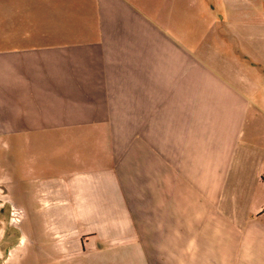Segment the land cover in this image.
I'll list each match as a JSON object with an SVG mask.
<instances>
[{
	"label": "crops",
	"instance_id": "1",
	"mask_svg": "<svg viewBox=\"0 0 264 264\" xmlns=\"http://www.w3.org/2000/svg\"><path fill=\"white\" fill-rule=\"evenodd\" d=\"M263 57L264 0H0L13 209L80 264H264Z\"/></svg>",
	"mask_w": 264,
	"mask_h": 264
},
{
	"label": "rangeland",
	"instance_id": "2",
	"mask_svg": "<svg viewBox=\"0 0 264 264\" xmlns=\"http://www.w3.org/2000/svg\"><path fill=\"white\" fill-rule=\"evenodd\" d=\"M234 61L229 60L233 65ZM238 67L252 84L264 78V57L248 63L242 61ZM254 111L253 108L248 111L241 146L262 153L264 120H257ZM19 153L22 154L21 150L14 149V145L4 147L0 144V264H80L79 258L68 256V252L62 246L59 247L67 240L68 231L77 228L74 220L35 219L31 212H27L26 218L21 219L9 202H14L17 190L23 191L21 186L15 187L16 167L24 162L30 165L31 161L29 152L23 153L22 161L16 162ZM53 238L55 240L52 241Z\"/></svg>",
	"mask_w": 264,
	"mask_h": 264
}]
</instances>
